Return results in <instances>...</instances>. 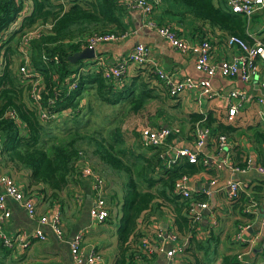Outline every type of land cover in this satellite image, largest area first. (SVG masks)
<instances>
[{
  "label": "trees",
  "instance_id": "obj_1",
  "mask_svg": "<svg viewBox=\"0 0 264 264\" xmlns=\"http://www.w3.org/2000/svg\"><path fill=\"white\" fill-rule=\"evenodd\" d=\"M65 1L68 2L66 9L55 0H0V161L4 169L25 170L27 176L23 177L26 179L23 193L27 196L41 193L50 205L53 202L62 203L58 201L60 194L68 193L71 186L80 183L82 169L90 163L82 154L83 143L78 145L77 138L72 136L67 141L46 139L43 124L49 122L40 118L37 107L30 99L31 84L36 79L40 80L44 89L41 94L44 109L70 112L67 117L50 121L54 124L76 117L81 112L84 96L91 92L105 105L126 104L128 113H137L151 99L146 85L138 78L127 89L117 90L113 81L104 79L101 71L89 65L92 61L74 64L70 61L82 49L80 42L87 37L125 31L122 23L125 10L120 0ZM172 1L185 6L195 19L208 24L211 29L246 43L249 41L247 20L232 13L227 6L215 5L214 0ZM24 2L30 4L28 12L19 25L13 27L21 15ZM39 26L50 30H44L39 38L27 45L19 41L14 44L16 38ZM24 53L29 59L26 63ZM17 54L21 57L19 69L26 65L29 73L36 76L31 81L22 78L19 69L16 71L17 67L14 68L11 57ZM74 82L76 88L71 89ZM48 99L55 101L54 107L48 104ZM189 119L191 127L200 123L202 127L212 129L216 136L230 137L236 132V129L215 121L210 114H191ZM251 128L248 127L247 131ZM108 135L110 137L106 138L97 134L88 140L87 146L94 147L92 156L98 169L110 170L122 178V198L117 205L118 219L114 224L117 253L112 264H138L139 260L146 263L154 257V254L148 255L142 249L144 235L139 233L138 223L150 217L152 211H162L163 207L168 208L172 219V228L166 230L173 231L179 243L187 239L184 248L186 264H212L213 258L210 261L209 255H215L213 264L218 261L219 264H239L234 255L218 257L217 241L212 234L206 241L197 238L199 226L192 224L187 216L189 201L172 194L175 180L181 176L191 178L203 166L190 164L184 158L168 165V157L162 154L165 148L148 147L136 152L126 145L120 129L110 130ZM174 138L169 137L167 143L173 144ZM201 158L202 155H199L198 161ZM242 167L239 165V168ZM94 168L98 173L99 170ZM259 188L253 189L255 195L259 193ZM193 199L200 203L206 201V197L201 195H194ZM246 201L240 195L234 205L242 214H245L243 208ZM109 218L105 223H110ZM244 225L236 222V230ZM0 248L5 249L2 244Z\"/></svg>",
  "mask_w": 264,
  "mask_h": 264
},
{
  "label": "crops",
  "instance_id": "obj_2",
  "mask_svg": "<svg viewBox=\"0 0 264 264\" xmlns=\"http://www.w3.org/2000/svg\"><path fill=\"white\" fill-rule=\"evenodd\" d=\"M149 1L153 4V10L151 15L147 16L138 9L128 8L123 4V0H120L125 10L122 18L123 30L125 31L117 33V35L125 33V39L97 46L94 49L95 58L90 63L93 65L91 67L99 71L96 67L97 61L103 62L105 66H115L122 59L127 58L136 45L146 47L149 65L141 67L130 64L122 79L113 82L117 90L127 89L137 78L146 85V90L151 99L137 113H129L130 118L138 125V136L141 130L140 127L143 126L157 128L179 125L178 128L181 134L175 137L172 140L173 144L170 145L176 149L193 150L192 131L194 128L191 127L189 119L191 114L204 116L210 114L218 123L236 129V132L230 137L225 135L231 145L222 152L216 149V138L218 136L211 129V137L203 149L202 158L206 156L215 164H211L209 168L203 167L199 173L190 178L193 187L197 185V189L214 191V195L211 197L214 216L206 213L205 219L198 225L197 238L206 241L212 234L217 241L216 253L220 254L219 248L221 247L224 248V255L226 256L232 255L238 250L243 252L245 247L250 246L253 248L252 263H262L264 174L257 172V166L264 168V88L260 87V82L264 81V62L260 59L255 61L256 77L249 83H245L241 75L227 78L216 71L213 76L209 77L205 73L199 72L195 68V58L192 55L183 54L171 48L157 34L155 28L145 26L147 21L151 20L158 27L170 28L189 44L197 45L201 41H208L213 48L212 60L216 66L220 62L230 60L232 56H235L239 52L238 47L230 44L228 42L229 36L223 32L211 29L208 24L195 19L182 4L175 3L172 0ZM214 4L220 7L226 6L225 0H214ZM66 7L68 8V2H66ZM23 8H25V3ZM27 12L28 10H22L18 21L13 27L19 25L21 18ZM247 23V36L249 38L247 43L249 45L260 43L264 46V10L255 13L247 20ZM152 67L173 75L176 79L190 78L197 83L206 81L210 85L213 96L207 98V96H201L199 90H188L175 99L169 98L161 82L153 74ZM135 93L138 95L139 91L136 90ZM231 93L243 94L244 101L237 115L232 120H228V95ZM260 99L263 100L262 103L258 102ZM122 105L126 104L121 103L117 106ZM140 121L144 123L140 124ZM248 127H252L251 130L247 131ZM138 141L141 145L140 137ZM137 147L144 150L142 145ZM245 157L252 160V165L248 169L245 168L243 162ZM225 159L235 167H239V165L243 167L239 168L238 173H231L227 166L222 163ZM85 166H88V164L86 163ZM0 169L2 171L0 177L3 174L10 176L12 173L22 177L23 182H21L20 187L23 190L26 182L23 177L27 176L25 170L17 172L4 169L1 161ZM229 180L241 183L240 195L247 199V204L244 205L243 210L249 206V203H254L253 214H242L234 206L237 201L229 203L225 200L222 188ZM212 181L215 183L211 186L210 182ZM254 188H259L257 195L253 192ZM71 189L76 195V201L79 200L77 201L78 206L74 205L72 200H70L71 203L67 202V195L63 193L60 194L58 199L62 202V205L58 202H53L50 205L43 199L41 193H33L37 215H44L55 207L60 209L63 239H57L48 227H43L42 230L46 235L45 241L31 240L28 246L22 249L18 245H15L12 249L0 248L1 264H73L69 253V243L78 231H84L83 245L85 248H94L97 255L102 257L101 264L113 263L117 253L114 236L107 234V227L103 228L106 223L92 224L88 216V209L92 203L90 182L84 178L80 179V183L71 186L67 194ZM7 206L11 212V217L4 224V230L9 235L29 233L38 228L37 221L30 220L20 207L10 201ZM167 211L168 208L163 207L162 211H152L149 214L150 217H145V220L144 218L141 219L138 223L139 233L151 240L157 228L163 231L167 228L171 229L172 219ZM248 216H251V218ZM212 222H215L213 227H211ZM236 222L254 224L253 230L245 235L247 239L253 236L258 237L253 244H240L234 239V242L237 243L235 247L231 236L233 235L232 232L236 233ZM184 240L187 242V239ZM213 245L214 243H212ZM171 246L168 243L167 247L170 248ZM164 261L162 255L154 254L149 262L145 263L139 260L138 264H162ZM217 264H219V261Z\"/></svg>",
  "mask_w": 264,
  "mask_h": 264
},
{
  "label": "built area",
  "instance_id": "obj_3",
  "mask_svg": "<svg viewBox=\"0 0 264 264\" xmlns=\"http://www.w3.org/2000/svg\"><path fill=\"white\" fill-rule=\"evenodd\" d=\"M58 4L63 5L66 9L65 0H55ZM228 9L234 13L245 17L249 20L255 13L264 10V0H225ZM128 8L138 9L143 14L150 16L153 10V4L149 0H123ZM148 28H155L157 34L162 37L168 45L183 53L192 55L195 60V68L199 72L205 73L211 77L218 71L222 76L227 78H233L236 75H241L245 83L253 81L256 77V67L254 65L257 59L264 62V46L260 43L249 45L245 41L237 37H229L228 42L232 45H236L239 52L232 56L230 60L220 62L218 66L213 63V48L208 41H201L197 45L189 44L185 39L179 37L168 27H158L151 20H148L145 24ZM44 30H50L48 27L39 26L28 32H25L20 38L19 43L27 45L35 38H39ZM125 39L124 34L107 33L101 35H91L82 40V49L94 50L97 46L104 43H114ZM25 63L28 62V55L24 53ZM130 64L145 67L149 65L148 50L143 45H136L133 50L128 54L127 58L122 59L115 66H105L103 62L97 61V68L101 71L102 77L106 80L113 82L120 81L125 75L126 69ZM152 72L156 76L157 80L161 82L162 86L166 90L169 98L175 99L181 93L188 90H199L201 96H207L210 98L213 96L210 85L208 82L203 81L197 83L190 78L176 79L173 75L162 72L157 68L152 67ZM19 74L22 78L32 80L35 75L29 73L26 65L19 69ZM260 87L264 88V81L260 82ZM76 88V82L72 83L71 89ZM44 89L40 80L36 79L31 84L29 96L33 102V105L37 107L39 116L44 121H56L60 118L67 117L69 111L51 112L42 107L41 94ZM229 105L227 110L228 120H232L242 107L244 97L243 94L231 93L228 95ZM262 103L263 100L258 101ZM55 101L48 99V104L54 107ZM180 134V130L177 127L161 126L157 128H142L139 132L140 143L143 148H165L163 156L168 157V165L174 164L176 161L186 159L190 164H200L204 168H209L211 164H215L208 157L204 156L198 161L199 155H203V149L211 137V130L209 128L202 127L200 123L196 124L192 131V139L194 141L193 150L190 149H176L167 143V139L171 136L177 137ZM230 141L225 136H218L216 138V149L219 152L226 150L229 147ZM245 168H249L252 165V160L249 157L243 159ZM222 163L227 166L231 173H238L239 167L233 166L228 163L227 160H223ZM257 172L264 174V168L257 166ZM82 178L87 179L90 182V189L92 192V203L88 209V216L92 224H103L109 217V209L105 201V182L101 175L94 171L89 166H85L82 169ZM215 182H210L212 186ZM0 243L3 247L12 249L15 245H18L21 249L28 246L29 241H45L46 235L43 232V227H48L57 239H63L62 231V217L60 209L55 207L51 211L44 215H37L36 213V201L34 195L27 196L23 193L20 185H18L11 176L2 175L0 177ZM242 185L240 182L229 180L222 188L224 198L227 202L232 203L239 199ZM172 194L182 199L188 200L187 216L190 222L194 225H200L205 219L206 213L214 216L213 207L211 206V197L214 195V191L209 189H197L191 184L190 178L187 176H181L175 180ZM204 196L205 202H198L193 197ZM78 200V199H77ZM20 207L30 220H36L38 228L29 233H20L16 235H9L4 230V224L11 217V212L8 208V202ZM79 201V200H78ZM243 212L245 214H253L255 209L254 203H249ZM215 222H212L213 227ZM254 224H246L243 227L238 228L235 234V241L240 244L251 245L257 240V236L247 239L245 235L253 230ZM84 231H78L69 243V253L73 264H101L102 257L97 255L94 248H85L83 245ZM168 243L172 246L167 247ZM142 249L146 254L162 255L165 261L162 264H186L184 261V248L186 246L185 240L178 242L176 235L173 231H163L162 229H156L154 236L151 240L147 237L141 239ZM245 247V246H244ZM262 263L264 264V242L261 246ZM253 248L248 246L241 254L237 255V261L239 264H253Z\"/></svg>",
  "mask_w": 264,
  "mask_h": 264
},
{
  "label": "rangeland",
  "instance_id": "obj_4",
  "mask_svg": "<svg viewBox=\"0 0 264 264\" xmlns=\"http://www.w3.org/2000/svg\"><path fill=\"white\" fill-rule=\"evenodd\" d=\"M25 3V8H22L24 10H28L30 4L28 2ZM19 38V37H18ZM18 38H16L13 42L16 45L18 43ZM12 61H14V68H16V71H18L20 66L21 57L19 54L14 55L11 57ZM127 105L122 106H108L105 105V103L99 102L94 97V92H91L84 96V99L81 103V112L72 119H67L66 121L60 122L59 124L54 123H44L45 130L47 133L46 139L52 140V139H59V140H69L72 136L77 138L78 145L80 143H83L82 145V154L87 157L88 166L90 168H94L99 170L98 174L101 175L105 182V194H106V205L109 209V222L106 223V225L103 227L106 228V232L108 235L114 236V239L116 240V227L114 226L116 222V218L118 216V204L121 202L122 198V190H121V182L122 178L120 176H117L116 174H113L109 172L110 170H103L98 169L97 163L94 160V157L92 156V151L94 149L93 145H88L87 142L89 139L95 137L97 134H99L100 137H106L109 138L108 132L110 130H114L116 128L120 129L121 135L124 137V141L126 145L129 148L135 149L134 151L140 152L138 149L139 144V136H138V125L130 118V114L127 112ZM144 123L143 121L139 122ZM152 128L149 126H143L142 128ZM175 127H179L175 126ZM139 128V129H140ZM186 128V127H184ZM154 129V128H152ZM0 173H2L0 169ZM4 175V174H3ZM14 181L20 185L21 182H23L22 177H19L18 175L12 173L10 175ZM123 176V175H122ZM124 177V176H123ZM67 195V202H70L72 200L73 204L78 206L79 204L76 201V195L73 193L72 189L69 191V194ZM113 195L112 202L110 201L111 196ZM65 200V198H64ZM71 203V202H70ZM65 204V203H64ZM68 207V206H67ZM118 219V218H117ZM237 232V230H236ZM233 235L231 236L233 240V244L235 247L237 246V243L234 242L235 234L232 232ZM218 257H221V255H224V248H219ZM241 254L240 250L237 252H234L232 255L236 258L237 255ZM203 255V254H202ZM209 255V254H208ZM189 257V256H188ZM213 258V262L215 261V255H209L210 261Z\"/></svg>",
  "mask_w": 264,
  "mask_h": 264
},
{
  "label": "water",
  "instance_id": "obj_5",
  "mask_svg": "<svg viewBox=\"0 0 264 264\" xmlns=\"http://www.w3.org/2000/svg\"><path fill=\"white\" fill-rule=\"evenodd\" d=\"M94 52L95 51L94 50H91V49H84V50H82V51L77 52L76 54H74L70 58V61L74 64V63L79 62V61L91 60L95 56V53Z\"/></svg>",
  "mask_w": 264,
  "mask_h": 264
},
{
  "label": "clouds",
  "instance_id": "obj_6",
  "mask_svg": "<svg viewBox=\"0 0 264 264\" xmlns=\"http://www.w3.org/2000/svg\"><path fill=\"white\" fill-rule=\"evenodd\" d=\"M19 38H20V37H19ZM19 38H18V39H19ZM18 41H19V40H18ZM83 50H84V49H83ZM80 51H82V50H80ZM80 51H79V52H80ZM94 58H95V57H94ZM94 58H93V59H91V60H86V61H93V60H94ZM89 65H91V64L89 63ZM87 66H88V65H87ZM105 222H106V221H105ZM165 231H167V230H165Z\"/></svg>",
  "mask_w": 264,
  "mask_h": 264
}]
</instances>
